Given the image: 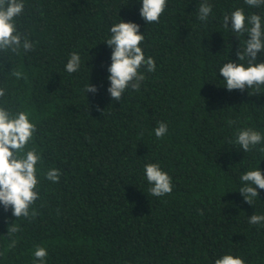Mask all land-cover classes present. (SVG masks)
I'll list each match as a JSON object with an SVG mask.
<instances>
[{
  "label": "trees",
  "instance_id": "obj_1",
  "mask_svg": "<svg viewBox=\"0 0 264 264\" xmlns=\"http://www.w3.org/2000/svg\"><path fill=\"white\" fill-rule=\"evenodd\" d=\"M24 3L17 27L34 51L0 53V99L30 113L42 168L59 169L61 178L42 181L35 215L16 221L14 244L7 231L15 218L0 209V264H32L35 245L47 248V264H212L225 251L264 264V227L247 223L264 213V190L252 205L232 193L240 171L264 157L230 143L239 125L264 131V91L229 92L209 70L228 53L235 59L238 41L219 27L221 15L257 10L211 0L214 17L199 24L196 0H169L160 22L145 24L137 0ZM115 14L141 26V46L156 63L139 91L119 101L106 93L110 50L102 43ZM72 51L90 75L63 71ZM88 78L96 95L81 91ZM158 121L169 126L159 140L151 134ZM146 162L172 177L169 194L148 193Z\"/></svg>",
  "mask_w": 264,
  "mask_h": 264
},
{
  "label": "clouds",
  "instance_id": "obj_2",
  "mask_svg": "<svg viewBox=\"0 0 264 264\" xmlns=\"http://www.w3.org/2000/svg\"><path fill=\"white\" fill-rule=\"evenodd\" d=\"M138 14L145 24L159 23L166 12L169 0H137ZM248 9L235 7L224 12L219 18V27L235 37L238 45L235 59L227 54V58L210 65L211 75L220 81L221 87L231 92L239 90L248 94L264 91V0H244ZM25 10L24 0H0V53L20 56L34 51V41L17 27V18ZM195 21L206 24L214 17L211 0H196L194 10ZM141 26L132 21H124L115 14V20L108 26L103 44L110 50L106 65V93L113 101L121 100L126 92L139 91L145 80V72L156 71V63L152 56H146L142 42L144 32ZM232 47V46H231ZM79 51L68 54L63 71L68 75L80 73L86 67ZM13 76L19 77L15 71ZM99 87L87 82L81 91L96 95ZM7 89L0 87V98L6 96ZM86 96V95H85ZM231 128L237 121L228 119ZM169 126L158 121L151 134L157 140L168 133ZM36 125L30 113L21 108L9 107L0 99V209L10 212L15 221L7 231L8 238L15 243L14 234L19 231L16 221L29 219L35 215L33 205L40 198V186L43 180L58 183L60 170L50 167L42 168V154L33 141ZM231 145L242 153H258L264 157V131L239 125L232 132ZM264 158L242 171L238 176L236 189L243 200L252 205L259 199L258 190H264V169L260 167ZM143 180L147 183V191L154 197H163L172 191V177L159 162L143 164ZM7 223V219L5 220ZM247 223L264 227V213L247 215ZM32 264H47L48 250L35 245L31 250ZM212 264H245V261L231 252L225 251L214 257Z\"/></svg>",
  "mask_w": 264,
  "mask_h": 264
}]
</instances>
